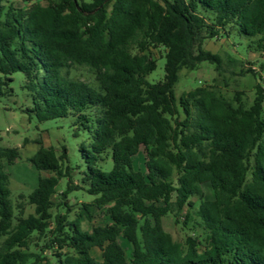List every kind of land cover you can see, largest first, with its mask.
Masks as SVG:
<instances>
[{
    "label": "trees",
    "instance_id": "16d2710c",
    "mask_svg": "<svg viewBox=\"0 0 264 264\" xmlns=\"http://www.w3.org/2000/svg\"><path fill=\"white\" fill-rule=\"evenodd\" d=\"M5 2L0 87L24 73L29 112L39 122L75 116L90 143L81 147L87 167L77 184L64 167L68 149L59 156L38 142L30 162L49 175L16 204L5 164L20 149L0 146V264H264V88L255 86L249 108L240 92L230 100L208 86L179 98L174 90L183 68L207 62L222 71L207 39L246 36L264 52V0ZM153 50L163 52L165 74L150 83ZM76 68L91 79L72 76ZM140 153L145 171L134 166ZM75 190L94 199L69 220ZM26 204L33 214L25 216ZM55 206L67 210L53 215ZM103 209L107 222L94 224ZM167 219L180 225L181 240Z\"/></svg>",
    "mask_w": 264,
    "mask_h": 264
},
{
    "label": "rangeland",
    "instance_id": "374dc122",
    "mask_svg": "<svg viewBox=\"0 0 264 264\" xmlns=\"http://www.w3.org/2000/svg\"><path fill=\"white\" fill-rule=\"evenodd\" d=\"M6 5L16 7H27L26 0H6ZM253 38L242 37H217L207 39L204 48L218 54L222 59V71L215 70L214 65L202 63L199 69L188 70L183 68L179 72V80L175 85V94L179 98L184 92L190 91L198 86L213 87L217 92L228 99L233 100L237 92L242 93V103L249 108L256 96L255 86L259 83L264 88V52L249 48ZM154 57L158 59L157 69L147 76L150 83L163 79L165 70V58L161 51L153 50ZM252 69L255 73L248 72ZM72 76L83 80H90L91 75L85 68H76ZM2 80L4 76L0 75ZM13 80L0 87V146L20 149V158L13 165L5 164V171L10 176L11 199L19 202L20 195H30L38 186L39 177L49 175L40 172L30 162L42 143L45 147H52L60 156L63 154V147L68 149V163L73 168L72 178L75 183L81 184L80 172L84 171L87 164L82 156L81 147L89 148V133L86 128L77 122V118L69 115L64 118L51 119L39 122L29 111L33 103L29 91L25 88L26 76L22 72L12 75ZM106 162L112 159L106 157ZM145 158L140 153L134 158V166L137 170L145 171ZM112 166V165H111ZM110 166V168H111ZM68 184V178H63L57 190L63 191ZM204 190L209 195V186ZM93 196L83 190H75L67 197V203L71 207L69 220L76 218L82 203H90ZM222 206L229 205L228 198L221 197ZM65 206H55L52 209L53 215L66 212ZM35 207L25 205V216L33 214ZM94 224H105L108 220L106 210H98L95 213ZM92 225L87 223V225ZM84 224V228L87 227ZM83 226V225H82ZM83 228V227H82ZM166 228L176 240H181L184 231L180 225L175 226L171 219L166 220ZM85 230V229H84ZM97 251V249L95 250ZM41 264V263H33ZM50 264H55L51 260Z\"/></svg>",
    "mask_w": 264,
    "mask_h": 264
},
{
    "label": "crops",
    "instance_id": "0c3cea01",
    "mask_svg": "<svg viewBox=\"0 0 264 264\" xmlns=\"http://www.w3.org/2000/svg\"><path fill=\"white\" fill-rule=\"evenodd\" d=\"M84 224L87 225V223L85 222V223L82 224V225H83V226H82L83 229L89 231V230L91 229V226L88 224L87 227L84 228ZM95 250H96V249H94V250L92 251L93 255L96 256L98 259H100V257H101V252H100L98 249H97V251H95Z\"/></svg>",
    "mask_w": 264,
    "mask_h": 264
}]
</instances>
